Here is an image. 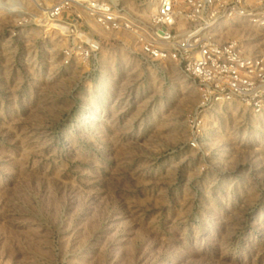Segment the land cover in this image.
Wrapping results in <instances>:
<instances>
[{
  "label": "rangeland",
  "instance_id": "obj_1",
  "mask_svg": "<svg viewBox=\"0 0 264 264\" xmlns=\"http://www.w3.org/2000/svg\"><path fill=\"white\" fill-rule=\"evenodd\" d=\"M16 1L0 0V264H264V111L216 104L191 148L199 92L175 64L92 25L94 71L63 67L65 38ZM206 34L264 55V24Z\"/></svg>",
  "mask_w": 264,
  "mask_h": 264
},
{
  "label": "built area",
  "instance_id": "obj_2",
  "mask_svg": "<svg viewBox=\"0 0 264 264\" xmlns=\"http://www.w3.org/2000/svg\"><path fill=\"white\" fill-rule=\"evenodd\" d=\"M33 1L42 12L45 38L54 33L65 38L63 67L76 62L94 71L100 42L92 25L106 33L131 34L146 63L175 64L199 92V103L187 119L194 129L191 148L198 147L203 114L216 104L237 101L254 114L264 111V55L245 57L236 41L219 43L206 34L224 20L262 26L260 12L250 4L257 0H139L137 6L149 10L146 22L124 0ZM6 6L14 14L22 9L16 0H7ZM25 23L40 26L34 15L17 26Z\"/></svg>",
  "mask_w": 264,
  "mask_h": 264
},
{
  "label": "bare ground",
  "instance_id": "obj_3",
  "mask_svg": "<svg viewBox=\"0 0 264 264\" xmlns=\"http://www.w3.org/2000/svg\"><path fill=\"white\" fill-rule=\"evenodd\" d=\"M18 14H19V13H18ZM18 14H17V15H18ZM19 15H20V14H19ZM19 15H18V16H19Z\"/></svg>",
  "mask_w": 264,
  "mask_h": 264
}]
</instances>
